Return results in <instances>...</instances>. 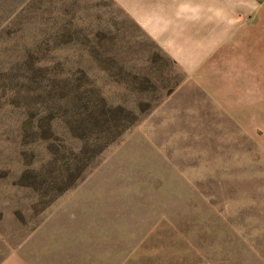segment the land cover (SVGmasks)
<instances>
[{
    "label": "rangeland",
    "instance_id": "obj_1",
    "mask_svg": "<svg viewBox=\"0 0 264 264\" xmlns=\"http://www.w3.org/2000/svg\"><path fill=\"white\" fill-rule=\"evenodd\" d=\"M247 14L211 73L254 84L229 114L117 0H0V264H264Z\"/></svg>",
    "mask_w": 264,
    "mask_h": 264
},
{
    "label": "crops",
    "instance_id": "obj_2",
    "mask_svg": "<svg viewBox=\"0 0 264 264\" xmlns=\"http://www.w3.org/2000/svg\"><path fill=\"white\" fill-rule=\"evenodd\" d=\"M117 1L227 113L241 103L235 88L246 92L251 85L255 89L249 77L220 81L211 73L220 61L235 63L225 56L236 50L242 24L256 0ZM220 55L224 61L218 59Z\"/></svg>",
    "mask_w": 264,
    "mask_h": 264
}]
</instances>
